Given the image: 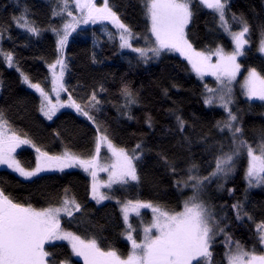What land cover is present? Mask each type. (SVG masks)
<instances>
[{"label":"snow or ice","instance_id":"obj_1","mask_svg":"<svg viewBox=\"0 0 264 264\" xmlns=\"http://www.w3.org/2000/svg\"><path fill=\"white\" fill-rule=\"evenodd\" d=\"M19 6V0H16ZM142 13L148 23L145 34L134 31L133 27L122 19L118 11L119 5L102 0H55L51 16L62 21L60 27L49 25L42 29L32 18L31 9L24 5L19 15L9 17L12 24L35 37H40L42 31H51L55 34L57 56L48 64L51 73L53 91L56 93V103H52L49 93L39 83H33L29 75L21 71L22 81L30 88L39 92L41 97L40 111L52 120L57 111L66 105L59 100L61 92L68 93L67 106L75 108L82 116L96 124L95 150L87 158L65 148L59 155H50L41 151L30 139L23 138L11 127L5 112L0 110V165L19 173L21 177L31 179L50 169L79 167L88 172L93 179L91 195L97 203L104 200L116 199L99 191L96 182L98 171H106L109 178L106 182L109 190L113 186L119 188H138L141 183L139 165L144 163L146 149L141 140L135 147L129 149L120 147L110 138L108 129L97 123L92 112H99L101 101L97 92L92 91L82 106L77 103L71 92L65 86V73L68 62L65 50L69 38L83 24L89 22H109L114 26L115 32L108 33V39L118 37L120 49H130L137 54V59L147 64L151 59H159L165 52H178L186 58L194 71L201 79L206 74L216 77L218 87L209 88L205 85L204 104L219 106L226 114V119L217 120L215 128L222 139H215L208 134H202L200 141L205 145L213 159L209 166L214 164L207 175L202 174V165L194 159H189L183 169L178 168L175 159H169L164 153H159L160 160L169 172L177 177L174 180L176 189L184 197L180 210L169 208L166 204L151 200L127 199L116 200L120 205V212L124 223L126 240L130 242V250L124 254L112 246L104 245L102 235L82 236L62 226V218L77 221L78 226L95 229L96 226L86 218L85 205L81 204L69 188H65L59 199L49 202L46 207H35L30 202H19L14 197L6 194L0 187V264H71L70 260L58 259L55 251L46 248H55L54 241H67L71 253L83 257L84 264H264V220L255 222L253 215L247 209V189L244 200H237L231 205L217 206L209 203L207 192L209 186L216 181L217 191H225V185L235 174L241 160L247 162L244 175L248 188L264 186V129L258 134V139L250 142L246 138L243 121L238 115V108L234 111L232 82L240 73L241 64L239 57L246 56V46L250 44L252 26L241 13L237 15L231 11L230 0H196L202 8L211 10L217 20V27L231 38L234 45L231 52L225 51L223 46L214 50H197L189 39L187 31L193 20L194 0H140ZM73 9L78 10L74 15ZM239 28L233 30V26ZM107 27V26H105ZM260 27L261 39L259 51L264 53V25ZM9 32L7 22H0V57L9 67H16L20 71L13 51H6L2 46L5 33ZM11 39V36L8 37ZM143 40L146 47H134V41ZM213 57H216L213 62ZM92 62L98 63L96 53H92ZM131 63V62H129ZM244 78L242 88L249 101L259 100L264 102V74L256 68H249ZM2 84V82H0ZM100 91L107 89L100 86ZM123 97L129 119L131 108L139 103V93L128 83H123L119 89ZM165 95L167 90L165 89ZM173 113L176 120V129L181 133L186 131V121ZM147 123L151 127V118ZM59 136V133L56 134ZM189 145L192 140L183 136ZM212 141L209 143V141ZM31 144L37 153L34 168H25L16 158V149L21 145ZM104 146L111 154V163H101L100 152ZM190 195H184L185 191ZM229 195L235 190L227 189ZM230 208L238 221L247 219L255 223V241L249 249L239 240H233L228 232L230 226L227 213L223 210ZM142 209H150L152 219L145 224ZM84 217V219H77ZM135 217L140 224V238H137V228L130 222V215ZM225 238V250L216 259L214 252L218 236ZM259 245V250L257 249Z\"/></svg>","mask_w":264,"mask_h":264},{"label":"trees","instance_id":"obj_2","mask_svg":"<svg viewBox=\"0 0 264 264\" xmlns=\"http://www.w3.org/2000/svg\"><path fill=\"white\" fill-rule=\"evenodd\" d=\"M55 0H0V22H7L9 32L5 33L2 46L6 51L15 53L20 71L29 75L34 83H39L50 92L52 80L48 64L56 56L55 34L42 31L40 37L32 36L11 23L9 17L19 15L22 7L27 5L33 14L32 18L42 28L49 25L60 27L62 21L51 16ZM119 5L125 23L131 25L135 32L145 34L148 23L142 13L140 0H110ZM231 11L237 15L243 13L252 26L250 44L246 48V56L241 58L244 72L256 68L264 74V54L258 51L261 39L260 27L264 25V0H230ZM194 17L187 31L194 47L200 50L215 49L223 46L225 50L233 49L231 38L217 27L216 17L211 10L202 8L194 0ZM234 30H239L233 26ZM9 35L11 39H9ZM135 44L143 45L141 39ZM96 53L98 63L92 62V53ZM68 70L65 75V86L71 92L73 99L85 104L93 90L101 101L100 111L92 112L97 123L106 126L113 142L126 148H133L141 140L145 148L144 163L139 165L141 183L138 188L122 189L114 186L110 199L97 203L91 198V178L81 169L46 172L32 179H24L6 168H0V187L6 194L19 202H30L35 207H46L51 201L55 203L65 188L75 194L77 200L85 205L87 219L95 229L78 226L77 221L62 218V226L75 231L82 236H103L104 245L112 246L121 253L130 250L129 242L124 238L123 218L120 205L116 200L127 199L151 200L166 204L169 208L180 210L183 196L176 189L174 177L160 160L158 154L164 153L169 159H175L178 168L183 169L189 159H194L202 165V174L207 175L214 164L209 166L212 155L205 151V145L200 141L202 134H208L215 139H222L217 133L215 123L226 119L225 112L218 106L204 104L205 85L213 84L214 80L200 79L188 61L176 53L165 52L157 60L151 59L147 64L137 59L132 51H122L117 40H109L105 36L101 24H92L77 29L69 38L65 50ZM131 62V63H129ZM0 110L5 112L11 127L23 138L30 139L41 151L49 154H59L67 147L71 151L87 158L94 153L96 124L72 110H62L52 120L45 118L40 111V96L26 86L21 73L9 68L0 57ZM123 83H128L139 93V103L131 108L133 119L125 114L126 109L119 89ZM103 85L107 91L101 92ZM165 89L167 95H165ZM68 96V93L66 92ZM235 107L243 121L246 138L253 142L258 139L259 132L264 129V102L249 101L239 88L235 91ZM186 123V131L181 134L176 129L175 110ZM151 118V127L147 123ZM59 133V136L56 134ZM183 136H189V145ZM212 141L210 140L209 143ZM17 157L26 168H32L36 163V153L32 147L24 146L17 151ZM246 159L241 160L232 178L225 185V191H217L216 181L209 186L207 197L211 204L220 210L221 205H231L238 199L243 201L247 189L244 172ZM227 189L235 191L229 195ZM184 195H190L185 191ZM247 209L255 222L264 220V186L247 189ZM229 218L228 232L233 240H239L249 249L255 241V223L244 219L238 221L233 211L223 209ZM77 219H84L79 217ZM144 223L151 220V212L143 210ZM131 223L137 228V238H140V224L132 216ZM57 247L46 248L55 251L58 259L70 260L71 264H84L82 257L71 253L67 241L52 242ZM224 236H218L214 252L216 259L225 250ZM259 245L257 249L259 250Z\"/></svg>","mask_w":264,"mask_h":264},{"label":"rangeland","instance_id":"obj_3","mask_svg":"<svg viewBox=\"0 0 264 264\" xmlns=\"http://www.w3.org/2000/svg\"><path fill=\"white\" fill-rule=\"evenodd\" d=\"M96 2L99 4V3H102V0H96ZM73 12H74V15L75 14H78V10H75V9H73ZM93 23H91V22H89L88 24H83V25H81L80 26V28L81 27H85V26H88V25H92ZM95 24H101L102 25V30H103V32H104V34H105V36L107 37V39H108V33L109 32H112V33H114L115 32V28H114V26L113 25H111L109 22H104V23H100V22H97V23H95ZM105 26H107V27H105ZM234 30V29H233ZM234 31H238V30H234ZM115 40H117L118 41V37L115 39ZM118 43H119V41H118ZM134 47H146V45L145 44H143V45H139V44H135V41H134ZM234 47V46H233ZM248 46H246V48H247ZM258 49H259V46H258ZM122 51H131L130 49H121ZM197 50H200V49H197ZM225 51H227V52H231L232 51V49L231 50H225ZM259 51V50H258ZM260 52V51H259ZM171 53H176V54H179L180 56H182L180 53H178V52H171ZM261 53V52H260ZM262 54H264V53H262ZM183 58H185L184 56H182ZM241 58L242 57H239L238 58V62L241 64ZM186 59V58H185ZM153 60H157L156 58H153ZM215 60H216V57H213V62H215ZM7 65V64H6ZM8 66V65H7ZM242 66V65H241ZM9 67V66H8ZM9 68H13V69H16V67H9ZM17 70V69H16ZM20 73H21V71H19ZM51 74V73H50ZM196 74V73H195ZM247 74H248V72L246 71V72H244V70H243V67H241V70H240V73L237 75V77H236V79H235V81H233L232 82V89H233V99H235V91H236V89L237 88H239L240 90H241V92L243 93V95H244V90H243V88H242V84H243V81H244V78L247 76ZM65 75H66V73H65ZM197 75V74H196ZM198 76V75H197ZM199 77V76H198ZM200 78V77H199ZM207 78H211V79H213L214 80V83L213 84H208L207 86L209 87V88H212V89H216L217 87H218V83H217V81H216V77L215 76H212L211 74H206L203 78H202V80H205V79H207ZM201 79V78H200ZM52 80V79H51ZM33 82V81H32ZM34 83V82H33ZM26 86L27 87H29L27 84H26ZM42 88H43V86H41ZM30 88V87H29ZM30 89H32L33 91H35L39 96H40V94H39V92H37L34 88H30ZM45 90V89H44ZM46 91V90H45ZM46 92H48V91H46ZM49 93V96L52 98V103L53 104H55L56 103V93H55V91H53V84H52V89H51V91L50 92H48ZM245 96V95H244ZM246 97V96H245ZM41 98V97H40ZM247 98V97H246ZM248 99V98H247ZM59 100L61 101V102H63L66 106L65 107H61L60 109H59V111H57V113L56 114H58L60 111H62V110H72V111H75V112H77L76 110H75V108H73V107H69V106H67V103H68V96L66 95V92H61L60 93V96H59ZM215 106V105H214ZM219 107V106H218ZM78 113V112H77ZM41 114L45 117V118H47L42 112H41ZM80 114V113H79ZM81 115V114H80ZM54 117V116H53ZM87 118V117H86ZM24 146H29V147H32V145L31 144H28V145H21L20 147H18L17 149H16V158L18 159V157H17V151L20 149V148H22V147H24ZM34 150H35V148L34 147H32ZM35 153H36V151H35ZM60 154V153H59ZM59 154H50V155H59ZM36 157H37V153H36ZM100 158H101V163H103V164H105V165H107V164H109V163H111V154H110V152H108L107 151V149L104 147V146H102L101 147V152H100ZM19 160V159H18ZM35 165H36V163H35ZM35 167V166H34ZM34 167H32V168H34ZM246 167H247V162H246ZM0 168H6V169H9V168H7V166H5V165H0ZM26 168V167H25ZM29 169H31V168H29ZM70 169H81V170H83V171H85L83 168H79V167H73V168H65L64 170H70ZM9 170H11V169H9ZM63 170V171H64ZM12 172H14L13 170H11ZM54 171H60L59 169H50V170H48V171H45V172H42V173H46V172H54ZM86 172V171H85ZM15 174H17L18 176H20L19 175V173H16V172H14ZM42 173H40V174H42ZM89 176H90V178H91V185H92V182H93V179H92V176L88 173V172H86ZM39 174V175H40ZM21 177V176H20ZM22 178H24V177H22ZM32 178H34V177H32ZM31 178V179H32ZM108 178H109V173L108 172H106V171H98L97 172V176H96V182H97V184H98V186H99V191H101V192H104L105 194H107V195H109V196H111L110 195V190L108 189V187H107V184H106V182H107V180H108ZM24 179H26V178H24ZM244 179H245V175H244ZM245 183H246V186H247V189H249L248 188V185H247V182H246V180H245ZM114 186H116V185H114ZM113 186V187H114ZM263 187V186H262ZM254 188H258V187H253V188H250V189H254ZM91 198H92V195H91ZM94 200V199H93ZM95 201V200H94ZM105 201H107V200H104V201H101L100 203H102V202H105ZM143 210H149L150 212H151V210L150 209H142L141 210V212L143 211ZM135 214H132V215H130V222H131V218H132V216H134ZM151 219H152V214H151ZM124 238H125V236H124ZM126 239V238H125ZM54 242H56V241H54ZM129 242V241H128ZM129 244H130V242H129ZM83 258V257H82Z\"/></svg>","mask_w":264,"mask_h":264}]
</instances>
